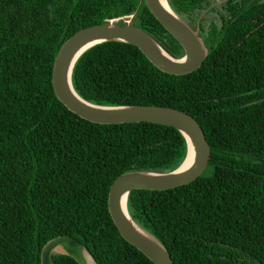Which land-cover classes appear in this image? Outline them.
Listing matches in <instances>:
<instances>
[{
    "label": "trees",
    "instance_id": "obj_1",
    "mask_svg": "<svg viewBox=\"0 0 264 264\" xmlns=\"http://www.w3.org/2000/svg\"><path fill=\"white\" fill-rule=\"evenodd\" d=\"M166 2L191 29L211 4ZM128 16L168 55H182L142 0H0V264H39L41 247L59 236L95 264H150L114 228L107 190L124 173L173 171L182 138L155 124L88 123L50 87L66 39ZM197 25L207 54L194 72L164 74L135 47L108 42L77 59L71 85L93 105L172 108L201 128L209 158L194 181L126 199L171 264H264V1L227 0Z\"/></svg>",
    "mask_w": 264,
    "mask_h": 264
},
{
    "label": "water",
    "instance_id": "obj_2",
    "mask_svg": "<svg viewBox=\"0 0 264 264\" xmlns=\"http://www.w3.org/2000/svg\"><path fill=\"white\" fill-rule=\"evenodd\" d=\"M218 7L227 0H210ZM264 1V0H261ZM146 10L179 45L182 55L173 58L145 32L130 25L106 21L81 29L66 39L57 50L50 68V87L55 99L79 119L98 125L148 123L174 129L182 138L185 152L181 163L171 172H128L116 177L106 195V211L120 238L144 256L150 264H171L169 255L149 233L135 224L126 210V199L133 190L166 191L194 181L209 158V147L197 122L185 113L155 106H99L81 99L71 85V72L77 59L93 46L116 42L135 47L158 71L182 76L197 70L207 50L187 21L168 7L166 0H142ZM206 11H202L201 14ZM51 256H66L75 264H95L86 249L74 239L59 236L47 241L39 251V264H53Z\"/></svg>",
    "mask_w": 264,
    "mask_h": 264
},
{
    "label": "flooded vegetation",
    "instance_id": "obj_3",
    "mask_svg": "<svg viewBox=\"0 0 264 264\" xmlns=\"http://www.w3.org/2000/svg\"><path fill=\"white\" fill-rule=\"evenodd\" d=\"M204 11L207 12V8H205ZM203 14H205V13H203ZM203 14H202V15H203ZM202 15L199 14L198 19L196 20V23H197V21H199V18H200ZM206 15H208V13H207ZM196 23H195V25H196ZM194 28H195V26H194L193 29H191V30H194Z\"/></svg>",
    "mask_w": 264,
    "mask_h": 264
},
{
    "label": "built area",
    "instance_id": "obj_4",
    "mask_svg": "<svg viewBox=\"0 0 264 264\" xmlns=\"http://www.w3.org/2000/svg\"><path fill=\"white\" fill-rule=\"evenodd\" d=\"M130 18H131V16H128V17L124 18L123 20L128 22V21H130ZM113 21L117 22L118 19H115V20H113Z\"/></svg>",
    "mask_w": 264,
    "mask_h": 264
},
{
    "label": "rangeland",
    "instance_id": "obj_5",
    "mask_svg": "<svg viewBox=\"0 0 264 264\" xmlns=\"http://www.w3.org/2000/svg\"><path fill=\"white\" fill-rule=\"evenodd\" d=\"M207 17H208V19L212 18V17H211V16H209V15H208ZM129 23H130V22H129ZM206 23H208V21H207Z\"/></svg>",
    "mask_w": 264,
    "mask_h": 264
}]
</instances>
